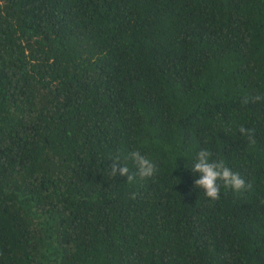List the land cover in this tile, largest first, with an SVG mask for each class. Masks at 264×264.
I'll return each instance as SVG.
<instances>
[{"label": "trees", "instance_id": "obj_1", "mask_svg": "<svg viewBox=\"0 0 264 264\" xmlns=\"http://www.w3.org/2000/svg\"><path fill=\"white\" fill-rule=\"evenodd\" d=\"M0 264H264V0H0Z\"/></svg>", "mask_w": 264, "mask_h": 264}, {"label": "clouds", "instance_id": "obj_2", "mask_svg": "<svg viewBox=\"0 0 264 264\" xmlns=\"http://www.w3.org/2000/svg\"><path fill=\"white\" fill-rule=\"evenodd\" d=\"M239 132L241 135L251 136V130L243 126L240 127ZM130 159L136 165L137 174L141 178L152 177L157 171L156 164L153 160L147 158L141 152L136 151L130 153ZM111 172L113 176L117 174L121 177L126 176L127 180L133 179L130 170L127 166L119 162V158L113 159ZM191 171L198 174L194 184L197 188L203 189L205 195L212 199H219L220 196V183L223 186L230 188L236 193H240L246 189L245 180L237 173L231 170L223 161H215L211 159V153L206 149H201L192 164Z\"/></svg>", "mask_w": 264, "mask_h": 264}]
</instances>
